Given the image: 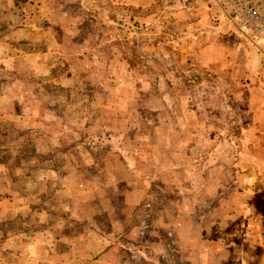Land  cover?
Returning a JSON list of instances; mask_svg holds the SVG:
<instances>
[{
	"label": "rangeland",
	"instance_id": "374dc122",
	"mask_svg": "<svg viewBox=\"0 0 264 264\" xmlns=\"http://www.w3.org/2000/svg\"><path fill=\"white\" fill-rule=\"evenodd\" d=\"M255 41L217 0H0V264H264Z\"/></svg>",
	"mask_w": 264,
	"mask_h": 264
},
{
	"label": "built area",
	"instance_id": "2783aa9c",
	"mask_svg": "<svg viewBox=\"0 0 264 264\" xmlns=\"http://www.w3.org/2000/svg\"><path fill=\"white\" fill-rule=\"evenodd\" d=\"M217 1L225 23L259 47L255 39L264 37V0Z\"/></svg>",
	"mask_w": 264,
	"mask_h": 264
},
{
	"label": "crops",
	"instance_id": "0c3cea01",
	"mask_svg": "<svg viewBox=\"0 0 264 264\" xmlns=\"http://www.w3.org/2000/svg\"><path fill=\"white\" fill-rule=\"evenodd\" d=\"M217 46L221 49L227 50L224 45H221L220 41L213 42V43L205 46L203 48V50H208V49L212 50V49L216 48ZM259 56H260V54L256 57V59L260 58ZM256 59H255V61H256ZM246 69H247V72H246L247 75H250L252 79H253V76H256V77L258 75L260 76L259 77L260 91L262 90L261 92H263L262 93L263 95L261 97V100L258 103L259 108L257 110L258 116H257L256 120H258V131L260 132V135H263L264 134V80H263V78H264V65H256V64H248L247 63ZM253 80H255V79H253ZM251 83L248 85H252Z\"/></svg>",
	"mask_w": 264,
	"mask_h": 264
}]
</instances>
